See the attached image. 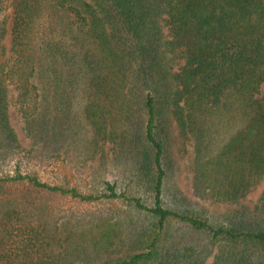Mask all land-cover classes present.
<instances>
[{
  "label": "trees",
  "instance_id": "16d2710c",
  "mask_svg": "<svg viewBox=\"0 0 264 264\" xmlns=\"http://www.w3.org/2000/svg\"><path fill=\"white\" fill-rule=\"evenodd\" d=\"M5 13L0 122L7 127L14 110L27 123L44 119L46 135L66 118L70 85L80 89L91 125L119 105L140 143L144 190L134 189L152 203L111 183L94 195L31 172L0 175V264L64 255L69 215L48 202L56 195L126 207L77 226L125 219L130 210L152 220L134 253L105 264H208L217 246L212 264H264V190L248 197L264 180V0H0ZM216 122L224 126L220 156L204 174L207 186L194 187L222 210L211 216L186 193L171 198L169 171L182 140L206 155L203 139Z\"/></svg>",
  "mask_w": 264,
  "mask_h": 264
},
{
  "label": "rangeland",
  "instance_id": "374dc122",
  "mask_svg": "<svg viewBox=\"0 0 264 264\" xmlns=\"http://www.w3.org/2000/svg\"><path fill=\"white\" fill-rule=\"evenodd\" d=\"M5 15L6 13L0 15V21ZM7 46L10 48L9 38ZM68 90L71 95L66 118L58 127L53 122L50 123L52 130H47L46 135L39 134L41 128L45 126L44 119L40 123L37 121L27 123L14 110L7 127L0 122V175L13 176L17 171L25 174L31 172L37 174L44 182L64 181L69 187L94 195L103 193L106 184L111 183L117 186L119 192L123 190H127V193L134 192V195L142 196L145 202L151 205L152 201L148 196L134 189V186H140V189L144 190L143 183H139L140 155L137 147L140 143L133 131L135 120L125 122L121 107L116 105L106 112L105 119L100 120L96 126L91 125L85 121L82 113L83 98L80 89L70 85ZM9 128L16 133L17 144L13 146L7 137ZM219 129L223 131L224 126L218 122L207 127L208 137L207 140L203 139V146L207 147L206 155H196L193 140L186 141L185 144L183 140L174 144L170 155L172 167L169 171V186L173 192L171 198L186 193L199 207L208 210L211 216H219V211L222 210L218 211V206L210 205L195 196L194 187L207 186L202 183L204 174L211 173L214 160L220 156L216 155L222 143L221 139L217 138ZM235 130L236 127L229 132ZM263 190L264 180L258 189L248 196L249 200L256 201ZM48 202L69 215L61 228L66 251L52 263L42 261L39 264L116 262L139 248L138 232L152 222L151 219L130 210L123 215H130L125 219L111 223L101 221L93 228L87 225L77 226L74 221L85 222L96 214H105L109 210L126 207L119 201L83 203L78 199L59 195L49 197ZM217 249L208 258V264L213 263Z\"/></svg>",
  "mask_w": 264,
  "mask_h": 264
}]
</instances>
